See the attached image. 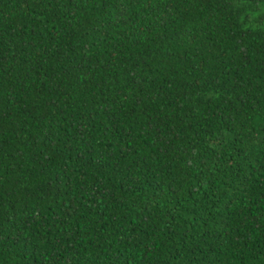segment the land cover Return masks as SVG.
<instances>
[{"label": "trees", "instance_id": "trees-1", "mask_svg": "<svg viewBox=\"0 0 264 264\" xmlns=\"http://www.w3.org/2000/svg\"><path fill=\"white\" fill-rule=\"evenodd\" d=\"M0 264H264V0H0Z\"/></svg>", "mask_w": 264, "mask_h": 264}]
</instances>
